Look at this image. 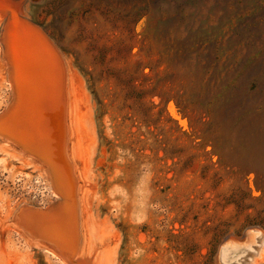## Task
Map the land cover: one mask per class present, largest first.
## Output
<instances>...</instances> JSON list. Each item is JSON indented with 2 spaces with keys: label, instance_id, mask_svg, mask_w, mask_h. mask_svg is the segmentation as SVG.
Masks as SVG:
<instances>
[{
  "label": "rangeland",
  "instance_id": "rangeland-1",
  "mask_svg": "<svg viewBox=\"0 0 264 264\" xmlns=\"http://www.w3.org/2000/svg\"><path fill=\"white\" fill-rule=\"evenodd\" d=\"M2 34L18 74L62 77L67 86V124L58 138L74 158L78 198L87 196L73 213L77 258L221 264V243L241 242L247 231L259 233L258 248L264 0H0V41ZM2 53L0 42V116L11 96ZM26 110L32 118L31 106ZM50 129L52 122L28 129L41 138L28 155H49ZM4 150L0 145V264H64L29 244L8 214L58 201L42 159L27 164Z\"/></svg>",
  "mask_w": 264,
  "mask_h": 264
},
{
  "label": "bare ground",
  "instance_id": "bare-ground-1",
  "mask_svg": "<svg viewBox=\"0 0 264 264\" xmlns=\"http://www.w3.org/2000/svg\"><path fill=\"white\" fill-rule=\"evenodd\" d=\"M10 9L13 8L10 7ZM3 35L4 34H2L1 37L2 40L0 42L3 48V53H2L3 58L6 63L5 65L7 72L6 81L7 84L9 85L11 96L9 103L7 105V109H8L6 111L7 113H5V115L0 116V145L3 146V148L5 149L4 151H7V153L9 152L12 155V157L19 159V161L21 159L22 161H25L27 164L33 163L34 165H38L39 163L36 162L37 160L36 158L38 156L35 158L36 159L35 160L34 159L35 156L34 157L31 156L32 154L28 155L26 149L28 146H33V145L38 146L37 143L41 138L39 140H35L34 139L35 137L32 136V134L28 131V129L31 127L33 128L34 126L35 127H41V126L43 127L44 125L47 126L49 122H52L54 124V131L52 132L51 130L52 128H51L50 134L51 133L53 134V141L49 143L46 142V144L48 143L46 146L44 144H41L43 145V147L45 146L49 155L47 153L48 156H42L43 158L40 156L38 157V159L39 158L42 159L41 164L44 163L45 165L44 166L42 164L43 167L42 170L44 172L45 177L49 181L53 193L57 196L58 199V201L54 203L51 206V208L47 210L42 209L43 211L42 210L38 211L39 209L36 210L33 209L32 207H30L32 209H30L29 207L28 208L24 207L25 208L24 209L20 204H19L20 208H18L19 206L14 207L13 209L11 208L8 212L10 217H12L11 219L14 220L13 216L17 217V221L14 220L12 221L14 224L12 222L11 223L14 226L16 225L15 227L18 228L19 231L21 230V232L27 238V242L29 244H33L38 248L40 247L39 249L42 248L43 251H45V256H48L50 260L56 256L64 264H78V263L90 264L91 262L89 261V254H87L86 252L85 254L83 252L77 258L76 253L78 252L76 251V248L78 246L76 248L74 246L78 236L77 234H79V233L76 234V231L78 230L75 229V225L78 223L74 221L75 219L74 216L77 214V213L75 214V212H77V209L81 208V207L78 208L76 207L77 209L75 208V204H77L76 200L79 199L80 200L79 204L81 205V202H84L85 199L84 197H86L87 199V196H79L80 198H78L77 192L79 191V188H77V184L79 183V181L77 183L76 179L78 180L79 176L76 175L74 171V165H72V163H74L73 162L74 158L73 156L71 157L68 155V153L65 152L66 146L65 147L63 146L64 141L62 142L61 139H59L61 137L58 138V133L61 130L63 124L65 123L64 121L67 115V112H65L66 107L63 106V100L64 97L66 98L68 92L65 95L63 90L61 89L62 87L65 86L64 85H62V87L60 86V84L62 83V81L60 82V80H62L60 74H59L61 77L60 80L58 79L53 80L52 78L44 79L42 77L30 78L27 76L24 77L23 75L21 76L20 73L18 74L19 71L17 70L18 68L16 67L18 60L16 63H14L15 61H13L14 58L12 57V53L14 52H12L10 49L11 47L9 45L8 39H5ZM66 88L67 86L64 89ZM66 91L67 90H65V92ZM65 101H67V99ZM29 105L31 106L32 118L26 116L27 110L24 112V115L21 113V111L23 112V109H25V107ZM65 124L63 127H65ZM61 132L63 133V131ZM59 134L61 136V133ZM46 135L49 136V134ZM63 135H65V133ZM37 136L38 135H36V137ZM51 139L52 138L50 137V139L48 140ZM35 151L37 152V150ZM37 170H39V168ZM79 193L81 192L79 191ZM84 194L86 195V192H84ZM74 208L76 209V211L74 210ZM49 210L50 212L47 213ZM80 210L81 209H79V211ZM80 215L81 214H79V217ZM85 219L83 220V223L87 221ZM257 236H259L258 232L247 231L244 233L245 238L241 242H239L238 240L237 241L231 240L229 238H227V240H224L219 246L217 251V257L220 263L235 264L234 262H238L237 260L239 259L240 262H238L237 264H259L260 262L264 263V240L259 241L258 248H253V245L257 243L256 242ZM81 240L82 239H80V241ZM82 242L84 241L82 240ZM50 245L52 246V248L50 247ZM84 245L86 247V244ZM246 251H251L252 254L250 253L251 255H249L247 259H243L242 256L246 254ZM51 256H53V258ZM241 259H243L242 262Z\"/></svg>",
  "mask_w": 264,
  "mask_h": 264
},
{
  "label": "water",
  "instance_id": "water-1",
  "mask_svg": "<svg viewBox=\"0 0 264 264\" xmlns=\"http://www.w3.org/2000/svg\"><path fill=\"white\" fill-rule=\"evenodd\" d=\"M32 24V23H31Z\"/></svg>",
  "mask_w": 264,
  "mask_h": 264
}]
</instances>
